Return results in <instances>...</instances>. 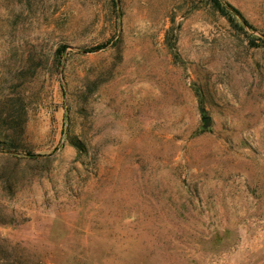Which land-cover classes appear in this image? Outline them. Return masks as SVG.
<instances>
[{
    "label": "rangeland",
    "instance_id": "374dc122",
    "mask_svg": "<svg viewBox=\"0 0 264 264\" xmlns=\"http://www.w3.org/2000/svg\"><path fill=\"white\" fill-rule=\"evenodd\" d=\"M0 264H264V0H0Z\"/></svg>",
    "mask_w": 264,
    "mask_h": 264
}]
</instances>
